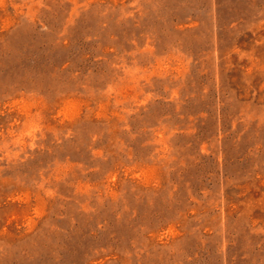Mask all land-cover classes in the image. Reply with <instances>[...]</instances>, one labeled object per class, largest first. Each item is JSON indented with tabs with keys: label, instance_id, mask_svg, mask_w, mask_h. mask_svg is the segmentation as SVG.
I'll return each mask as SVG.
<instances>
[{
	"label": "rangeland",
	"instance_id": "1",
	"mask_svg": "<svg viewBox=\"0 0 264 264\" xmlns=\"http://www.w3.org/2000/svg\"><path fill=\"white\" fill-rule=\"evenodd\" d=\"M0 264H264V0H0Z\"/></svg>",
	"mask_w": 264,
	"mask_h": 264
}]
</instances>
